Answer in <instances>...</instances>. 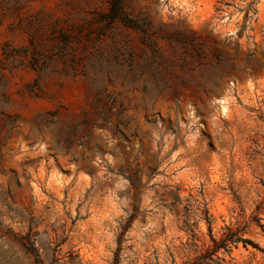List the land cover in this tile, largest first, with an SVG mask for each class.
Masks as SVG:
<instances>
[{
  "label": "rangeland",
  "instance_id": "1",
  "mask_svg": "<svg viewBox=\"0 0 264 264\" xmlns=\"http://www.w3.org/2000/svg\"><path fill=\"white\" fill-rule=\"evenodd\" d=\"M125 3L0 0V264H264V0Z\"/></svg>",
  "mask_w": 264,
  "mask_h": 264
},
{
  "label": "trees",
  "instance_id": "2",
  "mask_svg": "<svg viewBox=\"0 0 264 264\" xmlns=\"http://www.w3.org/2000/svg\"><path fill=\"white\" fill-rule=\"evenodd\" d=\"M126 3L125 0H111L110 10L106 14H102L99 19V23L101 24V30L104 32L108 28H113L116 24L122 23L128 26H136V22L130 19L126 10ZM104 23V24H103ZM264 185V182H263ZM264 209V203H260L256 210L260 212ZM209 224V231L212 233V222L208 221ZM212 237V241L214 242L213 248L209 249L207 255H202V258L208 260H200V264H212L215 261L213 260V256L218 254L221 249H225L226 251L229 250V243L230 240H222L218 242L216 239ZM196 264V263H195Z\"/></svg>",
  "mask_w": 264,
  "mask_h": 264
}]
</instances>
